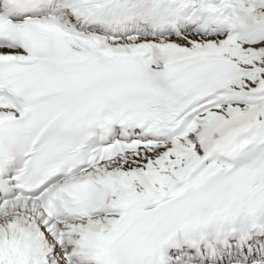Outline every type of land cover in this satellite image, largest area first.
Returning a JSON list of instances; mask_svg holds the SVG:
<instances>
[{
	"label": "snow or ice",
	"instance_id": "6c2138e0",
	"mask_svg": "<svg viewBox=\"0 0 264 264\" xmlns=\"http://www.w3.org/2000/svg\"><path fill=\"white\" fill-rule=\"evenodd\" d=\"M0 264H264V0H0Z\"/></svg>",
	"mask_w": 264,
	"mask_h": 264
}]
</instances>
